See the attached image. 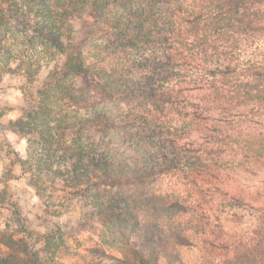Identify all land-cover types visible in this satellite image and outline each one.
<instances>
[{
  "label": "rangeland",
  "instance_id": "rangeland-1",
  "mask_svg": "<svg viewBox=\"0 0 264 264\" xmlns=\"http://www.w3.org/2000/svg\"><path fill=\"white\" fill-rule=\"evenodd\" d=\"M164 1L179 10H186L194 3V0ZM89 14L94 11L89 9ZM163 18L172 23V17L165 15ZM143 23L149 27L146 29L148 36H154L150 24ZM99 24L93 19L72 21L69 23L70 39L100 78L127 88L128 95L94 105L92 109L69 107L61 112L54 106V81L52 83L50 79L60 70L65 60L63 54H58L54 48H46L34 30L25 28L16 19L10 21L12 26L2 29L5 33L3 45L9 53L0 56V258L10 257L15 264H25L28 257L25 247L30 243L29 247L38 252V259L43 264H64L57 247L85 256L90 264H136L139 262L134 251L137 241L116 243L103 234L99 225L106 222L99 214L110 205L155 230L152 236L158 238L161 252L173 257L170 263L162 258L163 264H207L210 251L206 252L203 243L214 241L221 233L246 244L250 242L259 226V208L264 207V173L256 167L245 166L231 152L216 151L220 147L215 144V139L209 137L202 141L201 135L192 132V128H182L183 123L189 121L183 119L185 112L158 108L155 102L142 97L145 88L153 85L155 80L152 70L144 67L146 63L142 60L166 56L162 46L150 45L143 49L139 40ZM72 83L77 92L90 93L89 84L81 79ZM173 86H178L176 81L170 82L169 87ZM187 95L195 99L197 93ZM44 97L53 120L51 132L60 136L56 137L53 146L38 136L39 131L31 122ZM191 108L186 111L190 112ZM250 109L251 106L241 110L246 114ZM67 114L77 117L81 123H86L90 115L103 114L115 123L105 134H63L61 129H56V121ZM141 116L148 120L142 121ZM250 117L253 119L248 117L246 120L256 121L259 125L255 129L263 132L264 122L260 117ZM17 120H23L27 127L21 129L15 124ZM187 137L195 142L191 146L194 151L183 157L176 146L182 145ZM199 147H208L211 152L203 154ZM91 150L96 156L100 155L97 158H107L118 166H134L139 171L175 157L181 162L170 174L154 177L144 185L108 186L66 194L62 191L65 188L60 174H66L70 162L73 163L72 156L77 157L79 153L85 156ZM201 161L213 164V172L219 175L218 180L207 179L201 184L205 197L195 193L188 178ZM216 161L220 162L219 166ZM235 194L246 200L245 207H234ZM144 195L153 198L147 207H141L139 202ZM16 211L21 213L20 218L34 236H25L14 223ZM89 233L95 236L94 239L105 238L125 261L79 251L72 239L81 236L85 241ZM38 234L44 236V243L34 244ZM14 237V243H10ZM147 248L153 255L156 253L151 246ZM230 257L231 254L217 256L215 263H223Z\"/></svg>",
  "mask_w": 264,
  "mask_h": 264
},
{
  "label": "trees",
  "instance_id": "trees-1",
  "mask_svg": "<svg viewBox=\"0 0 264 264\" xmlns=\"http://www.w3.org/2000/svg\"><path fill=\"white\" fill-rule=\"evenodd\" d=\"M49 1L53 2L0 0V56L9 53L3 45L5 33L2 29L12 26L10 21L13 19L20 21L25 28L34 30L46 48H54L58 54H63L65 60L60 70L55 71L50 79L52 83L54 81V106L60 112L69 107L92 109L98 104L128 95L127 88L100 78L86 64L79 47L70 39L69 23L93 19L106 29L139 40L143 49L150 45L162 46L166 56L142 60L146 63L143 66L152 70L155 79L153 85L145 88L142 97L155 102L158 108L185 112L183 119L189 121L184 122L182 128H192V132L201 135L202 141L209 137L215 139V144L220 147L216 151L231 152L245 166L256 167L264 173V131L255 129L259 125L256 121L246 120L248 117L253 119L250 116H258L264 122V0H194L193 5L186 10L175 9L164 0ZM36 5L38 9L32 8ZM89 9L94 14H89ZM165 15L172 17V23L163 18ZM126 16L130 19H126ZM24 18L25 21L22 20ZM143 22L150 24L154 36H148L149 27ZM1 73L0 68V77ZM77 79L89 84L91 94L76 91L72 82ZM173 81H176L177 87H169ZM179 83L182 85L179 86ZM192 92L197 93L195 99L187 95ZM45 100V97L40 100L37 116H33L31 122L37 127L38 136L53 146L58 135L51 132L54 129L51 126L53 120ZM192 100L197 101L196 104L191 103ZM190 106L192 110L187 112ZM249 106L250 112L245 114L241 109ZM145 117L141 116L140 119L147 121ZM56 123V129H61L63 134L72 132L80 135L85 132L93 136L111 131L115 122L109 116L94 114L88 117L86 123H81L77 117L67 114L59 116ZM15 124L21 129L27 127L23 120H17ZM185 139L182 145L176 146L178 153L182 151L183 157L193 152L191 146L195 145L189 137ZM57 141L60 146V140ZM198 150L203 154L211 152L208 147H199ZM96 155L91 150L85 156L81 153L77 157L72 156L73 163L70 162L68 171L64 175L60 174L65 188L62 191L74 195L101 187L144 185L154 177L170 174L176 168L175 165L181 162L175 157L139 171L134 166H118ZM200 163L188 178L195 193L205 197L201 184L207 179L218 180L219 175L213 172V164ZM216 163L220 165V162ZM152 200L144 195L139 202L141 207H147ZM233 200L234 207L246 206V200L236 194ZM113 207L105 206L103 214H99L106 220L99 225L108 239L112 238L120 244L122 240L129 243L133 239L137 241L134 251L139 262L136 264H163L162 258L170 263L173 257L161 252L158 238L152 236V233L155 234L153 228L127 217V214ZM259 213V226L247 244L235 237H225L222 233L214 241L204 242L206 252L210 251L207 264H264V207L259 208ZM15 215L14 223L25 236H34L27 229L23 218H20L21 213L16 211ZM80 237L74 236L72 239L79 251L99 258L125 261L105 238L94 239L95 236L90 233L86 235L85 241ZM14 241L15 237L10 243ZM33 241L34 244L44 243L45 238L38 234ZM29 246L30 243L25 247L28 255L25 264H43L38 259V252ZM147 246H151L156 253L153 255ZM57 250L64 264H90L81 254H72L62 247H57ZM219 253L223 257L231 254V257L223 260V263H215ZM11 259L0 258V264H15Z\"/></svg>",
  "mask_w": 264,
  "mask_h": 264
}]
</instances>
